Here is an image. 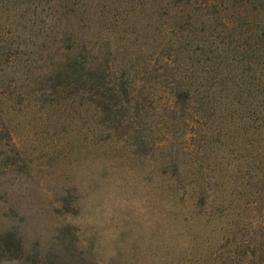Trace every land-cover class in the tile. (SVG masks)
Instances as JSON below:
<instances>
[{
	"label": "rangeland",
	"instance_id": "1",
	"mask_svg": "<svg viewBox=\"0 0 264 264\" xmlns=\"http://www.w3.org/2000/svg\"><path fill=\"white\" fill-rule=\"evenodd\" d=\"M263 126L264 0H0V264H264Z\"/></svg>",
	"mask_w": 264,
	"mask_h": 264
},
{
	"label": "trees",
	"instance_id": "2",
	"mask_svg": "<svg viewBox=\"0 0 264 264\" xmlns=\"http://www.w3.org/2000/svg\"><path fill=\"white\" fill-rule=\"evenodd\" d=\"M102 8H103V5H102ZM66 13L68 14L67 11L66 12H62L61 15L63 17H65ZM101 15H102L101 11H98L95 14L96 17L97 16H101ZM81 20H82V16H79L78 17V22L81 23ZM205 38H207V37H204V39ZM210 40H213V38H210ZM217 45L218 44H214L211 41L210 42L208 41L206 44L203 43V50H202V47H199V48L197 47L196 50H198L199 52L202 51V56L204 57V60L207 61V60H210V58L208 57L207 54L213 52V50L216 49ZM77 46L79 47V45H77ZM78 47H77V49H78ZM87 60H88V58L85 55H83L81 49H79L78 52H76L71 59L67 58L66 66H70V68H72L74 73H78L80 70H82V69L85 70L86 69V67H87L86 61ZM100 78L103 79V76H100ZM98 79L99 78L97 77L95 80H98ZM85 81H89L88 76H87V79ZM174 91H175V93H174ZM174 91L172 93L173 96H174L173 97L174 98V104H173V106L171 108L170 113L176 112L178 110L177 112L182 114L181 115L182 116L181 117V122H182L183 125H185L186 122H191L192 123L195 120V116L198 114L197 113L198 110L195 109V107L192 105L194 100L192 98L191 92L188 91V87H186V89L184 91H182V92L180 91V87H177ZM254 114H256L255 110H254V112L251 115L254 116ZM228 120H229V124H231V125H230V127H228L227 130H231V132L228 133L227 135L233 137L232 138V144H233V142L235 143L234 146L236 147L237 152H239L240 148H241L242 139L245 137V134H247V132L245 131V129L243 127V124H245V123L242 122V120L240 118H237L236 121H234V119H233L232 122H231L230 119H228ZM185 126H187V125H185ZM262 128L264 129V126ZM258 129H259V127H257V128L254 127L253 128L254 131H256ZM200 130L202 132L203 128H201ZM199 132L200 131L196 132V139L198 138V133ZM184 134H185V132L182 133V137H183ZM205 138H206L205 134H203L202 137H199V140H203L204 141V140H206ZM200 144L201 143L199 141L198 144H197V146H198L197 150L198 151L196 150L197 152L195 153L196 155L197 154H201V152L205 150L204 149L205 145L201 146ZM169 150H170V153L172 152V154L174 156H176V157H178L177 156L178 154H180L182 157L184 156V153H183L184 149H182L179 146L175 145V147L173 149L169 148ZM205 156H209V154L205 153ZM196 161H197L196 165H198L200 161H198V160H196ZM194 163H196V162H194ZM171 166H173V173L176 174V172H175L176 165H175L174 161H172V165ZM198 168L200 169L202 167L198 166ZM203 170L207 171L206 165L203 168ZM197 175L199 176V178L202 177V180L205 177V175H203L199 170L197 171Z\"/></svg>",
	"mask_w": 264,
	"mask_h": 264
}]
</instances>
